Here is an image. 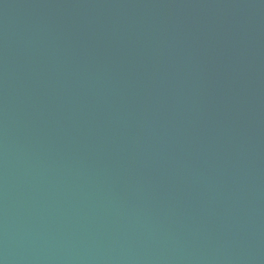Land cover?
Listing matches in <instances>:
<instances>
[{"label": "water", "instance_id": "obj_1", "mask_svg": "<svg viewBox=\"0 0 264 264\" xmlns=\"http://www.w3.org/2000/svg\"><path fill=\"white\" fill-rule=\"evenodd\" d=\"M0 264H264V0H0Z\"/></svg>", "mask_w": 264, "mask_h": 264}]
</instances>
